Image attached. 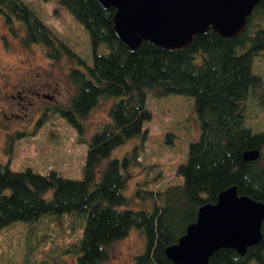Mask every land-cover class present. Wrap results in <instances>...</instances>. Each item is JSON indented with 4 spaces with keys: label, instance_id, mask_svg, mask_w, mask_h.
Returning <instances> with one entry per match:
<instances>
[{
    "label": "trees",
    "instance_id": "obj_1",
    "mask_svg": "<svg viewBox=\"0 0 264 264\" xmlns=\"http://www.w3.org/2000/svg\"><path fill=\"white\" fill-rule=\"evenodd\" d=\"M57 3L86 29L89 62L55 36L22 0H0V13L13 34L14 20L21 23L22 46L41 43L48 59L65 54L75 60L67 72L74 93L57 110L78 133L84 130L80 119L99 97L116 99L108 106V118L84 141L80 178L63 177L53 169L14 170L0 163V228L13 220L35 223L23 237L31 264H56L55 256L67 254H74L76 264H99L107 259L110 244L131 228L144 239V250L133 257L136 264H174L165 256V247L195 219L200 205L215 201L220 190L234 185L238 194L264 202V162L259 157L241 158L242 150L256 147L260 152L264 145V129L253 131L245 124L248 99L261 98L264 91L261 77L251 71L252 56L264 49V0L253 6L236 36L225 37L209 28L193 34L178 49L143 40L132 50L112 31V6L101 7L95 0ZM100 44L105 51H98ZM147 90L154 95L192 96L200 132L189 142L184 161L175 166L182 182L154 191L137 188V193L151 197L153 207L131 209L122 207L127 201L122 189L128 166L137 162L136 146L120 158L100 163L127 138H145L143 122L150 117L144 104ZM47 190L50 195L44 197ZM260 229V241L243 254L219 247L206 264H246L251 259L264 264V220Z\"/></svg>",
    "mask_w": 264,
    "mask_h": 264
},
{
    "label": "rangeland",
    "instance_id": "obj_2",
    "mask_svg": "<svg viewBox=\"0 0 264 264\" xmlns=\"http://www.w3.org/2000/svg\"><path fill=\"white\" fill-rule=\"evenodd\" d=\"M22 1L75 54L90 61L86 29L57 0ZM13 29L15 34L0 13V163L14 170L30 168L46 173L53 169L63 177L80 178L86 150L84 141L108 118V106L116 97H99L80 119L84 130L78 133L57 110L66 106L74 93L67 72L75 66V60L65 54L57 60L48 59L41 43L20 44L23 27L19 21L14 20ZM98 51H105L102 44ZM251 71L264 83V49L252 56ZM256 93L260 95V91ZM262 93L261 98L248 99L245 124L253 131L264 129ZM144 104L150 112L149 119L143 122L147 129L145 138L142 141L137 135L127 138L112 148L100 164L113 157L120 158L136 146L137 162L126 170L122 193L127 201L122 207L151 210V197L142 191L137 193V188L154 191L168 183H181L182 178L174 169L184 161L189 142L198 138L200 126L190 95H154L147 90ZM259 158L264 162V145ZM50 192H44V197ZM34 225L30 221L13 220L0 228V264H31L27 256L31 252L23 237ZM55 240L59 241L57 237ZM143 250L142 235L131 228L110 244L107 259L99 264H136L133 257ZM55 257L56 264H76L74 254ZM246 264L258 263L251 259Z\"/></svg>",
    "mask_w": 264,
    "mask_h": 264
},
{
    "label": "water",
    "instance_id": "obj_3",
    "mask_svg": "<svg viewBox=\"0 0 264 264\" xmlns=\"http://www.w3.org/2000/svg\"><path fill=\"white\" fill-rule=\"evenodd\" d=\"M101 7L112 6V31L129 49L147 40L163 49H178L192 35L209 28L233 37L245 25L246 16L258 0H95ZM259 149L246 148L243 160L259 157ZM264 202L238 194L235 186L220 190L214 202L200 205L195 219L177 240L165 247L174 264H206L219 247H231L243 254L247 246L260 241Z\"/></svg>",
    "mask_w": 264,
    "mask_h": 264
},
{
    "label": "flooded vegetation",
    "instance_id": "obj_4",
    "mask_svg": "<svg viewBox=\"0 0 264 264\" xmlns=\"http://www.w3.org/2000/svg\"><path fill=\"white\" fill-rule=\"evenodd\" d=\"M38 95L47 96L48 98L50 97V95L47 94V93H42V94L40 93V94H38ZM18 96L21 97V95H19V94H18Z\"/></svg>",
    "mask_w": 264,
    "mask_h": 264
}]
</instances>
